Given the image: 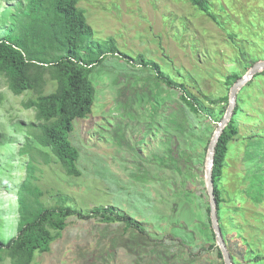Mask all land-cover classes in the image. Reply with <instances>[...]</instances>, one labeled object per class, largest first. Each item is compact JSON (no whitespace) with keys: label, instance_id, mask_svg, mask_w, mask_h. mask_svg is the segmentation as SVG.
<instances>
[{"label":"rangeland","instance_id":"rangeland-1","mask_svg":"<svg viewBox=\"0 0 264 264\" xmlns=\"http://www.w3.org/2000/svg\"><path fill=\"white\" fill-rule=\"evenodd\" d=\"M210 3L224 22L223 28L196 12L187 0H78L77 7L94 41L112 43L125 60L142 55L166 71L165 55L201 92L215 98L226 93L222 76L227 74L236 50L227 34H243L240 26L244 22L264 27V0ZM23 5L24 0H0V38L10 22L8 17L2 18L3 11L20 15ZM227 15L231 23L225 21ZM244 35L246 39H236L237 46L242 45L245 55L253 48L258 52L256 40ZM89 80L94 91L91 113L74 120L69 133L79 155L75 163L79 176H69L48 150L34 143L25 147L26 134L32 138L38 131L28 128L29 123H36L34 112L24 109L22 103L52 93L55 83L44 79L40 89L15 96L0 78V134L10 140L6 150L0 146V239L6 243L16 236V191L26 180V165L31 161L30 180L38 189L40 207L63 206L85 215L94 208L112 207L139 223L149 238L133 229L125 231L123 224L106 225L96 219L69 216L49 251H36L30 264H215L216 258L203 251L205 245L199 242L204 232L198 222L205 213L202 198L197 199L198 186L194 187L196 200L192 205L181 195L189 184L183 172L164 167L157 160L175 144V138L182 149L196 150L197 141L184 142L177 134L189 123L204 134L205 125L177 104L175 92L156 83L148 70L132 67L122 59L107 57ZM255 83L246 94L252 107L243 106V116L237 121L239 137L264 130V119L256 117L257 113L264 116V79ZM153 106H158V112ZM201 135L198 133L197 139ZM169 136L171 141L162 144ZM40 150L46 151L47 162ZM250 150L256 154L264 150V143ZM244 159L241 169L255 172L258 160ZM0 264L10 262L4 257Z\"/></svg>","mask_w":264,"mask_h":264},{"label":"trees","instance_id":"trees-1","mask_svg":"<svg viewBox=\"0 0 264 264\" xmlns=\"http://www.w3.org/2000/svg\"><path fill=\"white\" fill-rule=\"evenodd\" d=\"M187 1L196 12L205 15L216 27L223 28L224 22L213 12L210 0ZM77 3L78 0H24L20 15L8 9L2 13V18L8 17L13 21L1 32L0 38V78L9 91L19 96L26 91L40 89L44 79L55 83L52 93L40 94L22 103L24 109L34 112L36 123H29L28 128L38 131L32 138L29 133L26 134L28 140L25 147L37 144L38 148L48 150L56 158L67 175L79 176L75 166L79 155L69 141V133L73 130L74 120L85 119L91 113L94 91L89 80L90 74L107 57L122 59L132 67L140 66L148 70L156 83L175 92L177 104L205 125V135L190 123L188 128H180L182 130L177 134L184 142L186 139L197 141L199 147L196 150L182 149L180 141L176 143L175 138L172 139L175 144L167 147L165 156L157 160L159 163L162 161L164 167L183 172L185 179H188L185 183L189 184L186 191H181V195L192 205L196 200L194 187L198 186L200 193L197 199L202 198L205 213L204 219L198 222L201 233L204 232L199 242L205 245L203 251L211 252L216 258L215 264H224L209 218V200L204 183L205 155L211 128H216L225 113L231 86L254 63L264 60V27L256 22H244L240 26L243 34H227L236 50L227 67V74L222 76L226 93L212 98L201 92L195 82L190 81L189 75L183 73L180 67H174L165 55L166 71L142 55L134 60L132 57L125 60L112 43L94 41L93 32ZM219 9L227 13L222 5ZM226 20L232 22L228 15ZM244 34L256 40L254 43L258 45V52L253 48L252 53L247 52L245 55L239 42L237 46L236 39H246ZM249 44H252L251 41ZM261 78L264 79V70L255 74L237 92L231 119L214 149L211 179L216 218L231 264H264V150L256 154L250 150L253 145L264 143V130L239 137L237 122L243 116V106L248 109L252 107L246 94L252 91L255 81ZM152 109L158 112V106ZM256 117L264 119L260 113ZM250 119L255 120H247ZM198 133L202 134L199 139ZM170 141L169 136L161 143L168 144ZM39 152L47 162L46 151ZM243 157L245 161L258 160L255 172L241 169ZM32 170L29 161L26 165V180L17 192L16 236L6 243L0 239V261L6 257L10 264H30L36 251H49L50 244L60 237L66 227V218L69 216L80 220L96 219L106 225L123 224L125 231L133 229L149 238L139 223L112 207L94 208L86 215L63 206L51 209L40 207L37 202L38 189L33 186V179L30 180ZM184 234L192 235L190 232Z\"/></svg>","mask_w":264,"mask_h":264},{"label":"water","instance_id":"water-1","mask_svg":"<svg viewBox=\"0 0 264 264\" xmlns=\"http://www.w3.org/2000/svg\"><path fill=\"white\" fill-rule=\"evenodd\" d=\"M264 70V60L258 61L254 63L242 76L240 79H238L230 88L228 93V104L225 110L224 115L222 116L221 120L216 125V128L214 129L211 138L209 140L207 151L205 155V161H204V183L206 192L208 195L209 200V218L211 222V228L214 233V238L216 242V246L221 251L222 257H223V263L224 264H231L227 250L224 246V243L221 238V234L219 231V227L217 224V218H216V210H215V201L213 196V188H212V167H213V156H214V149L217 144V141L219 137L221 136L224 127L228 124V122L231 119L233 109L235 107V101H236V94L241 89L242 86H244L255 74L261 72Z\"/></svg>","mask_w":264,"mask_h":264},{"label":"clouds","instance_id":"clouds-1","mask_svg":"<svg viewBox=\"0 0 264 264\" xmlns=\"http://www.w3.org/2000/svg\"><path fill=\"white\" fill-rule=\"evenodd\" d=\"M11 22H13L12 21V19L10 20V22L8 23V25L11 23ZM8 143H10V140H9V142H8V139H5L1 134H0V146H2V148H4L5 150L7 149V145H8ZM23 154V153H22ZM1 171H3L1 168H0V173H1ZM20 187V186H19ZM19 187H18V189H19ZM18 189H17V191H16V198H15V202H16V204H15V210H16V213H17V217H18V212H17V209H18V200H17V192H18ZM3 219V218H2ZM16 225H17V223H16Z\"/></svg>","mask_w":264,"mask_h":264}]
</instances>
